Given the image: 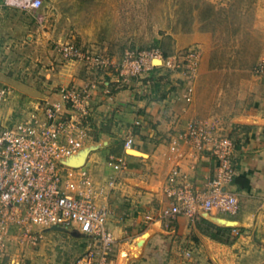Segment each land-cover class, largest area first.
<instances>
[{
    "label": "crops",
    "instance_id": "0c3cea01",
    "mask_svg": "<svg viewBox=\"0 0 264 264\" xmlns=\"http://www.w3.org/2000/svg\"><path fill=\"white\" fill-rule=\"evenodd\" d=\"M256 2L259 5L261 0ZM257 11L256 18H264V9L258 7ZM260 62L264 63V50L257 56L256 63ZM150 73L151 77L154 73ZM46 76H54L53 85L83 82L77 77L83 74L74 62L48 71ZM221 76L226 81L225 72ZM199 85L196 80L192 83L190 106L180 104V96L175 93L151 100L150 91L146 94L148 99L138 102L135 99L143 96L139 84L123 82L116 85L107 100L100 103L98 97L99 102L91 106L95 124L87 123L83 145L72 162L87 172L98 190L102 189L98 203L108 210L107 228L114 238L111 264H264V75L239 77L232 98L225 85V91L206 85V109L195 105L202 89L196 88ZM102 119L108 120L107 131L99 130L91 138L89 130L101 127ZM137 119L140 125L131 130ZM194 119L216 123L235 144V175L225 189L239 199L236 214L205 211L198 206L194 218L163 215L171 201L167 190L168 174L173 167L179 168L195 190L204 189L205 181L216 170V161L210 154L195 150L179 136L187 122ZM130 131L133 143L127 149L124 142ZM110 157L119 164L118 169L108 162ZM108 180H113L112 186L107 185ZM12 228L18 232L16 226ZM31 229L40 232L41 239L35 245L16 240L18 248L9 246L7 264H15L19 256L33 258L43 249L49 256L46 264H59L52 258L54 231L69 238L60 239L58 250L61 255H73L64 264H74L80 239L77 231L36 226ZM73 244L77 249L71 247Z\"/></svg>",
    "mask_w": 264,
    "mask_h": 264
},
{
    "label": "rangeland",
    "instance_id": "374dc122",
    "mask_svg": "<svg viewBox=\"0 0 264 264\" xmlns=\"http://www.w3.org/2000/svg\"><path fill=\"white\" fill-rule=\"evenodd\" d=\"M213 1L42 0L41 6L33 9L29 0H0V75L36 91L28 94L4 81L13 91L5 105L6 124L16 123L21 112L36 103L55 102L61 85H53L54 76H46V73L68 62L78 64L83 76L77 77L83 82L67 83L89 92L91 111L86 125L95 124L91 115L94 102H99L97 98L100 97V103L107 100L121 82L139 84L140 92L150 90L151 100L175 93L180 96V104L190 106L194 92L192 83L196 80L202 85L196 88L202 89L194 104L201 109H206L208 104V88L217 86L225 91V85L232 98L239 77L249 79L252 75H264V63H256L258 54L264 50V18L255 16L258 7L264 9V0L259 5L258 0ZM66 44L75 46L80 56L66 60L60 51ZM137 50L175 55L179 66L173 69L157 66L150 71L154 73L151 77L133 76L126 81L120 74V62L126 51ZM190 50L195 53L193 60L183 59ZM93 57L99 61L92 62ZM223 72L226 81L222 80ZM188 87L191 92L187 91ZM141 97L135 100L148 99L146 94ZM107 122L102 119L104 124L91 127L88 135L94 138L99 130L107 131ZM214 124H210L212 128L219 129V125ZM12 229V234L18 233ZM53 237L55 253L52 258L59 264L68 263L73 255H61L58 247L62 244L61 238H69L59 231H54ZM16 240L8 243L15 246L13 249L20 242ZM80 242L78 239V249L74 246L76 241L71 246L77 249V255ZM47 254L43 249V253L33 258L19 256L15 264H46ZM5 258L3 261L7 264Z\"/></svg>",
    "mask_w": 264,
    "mask_h": 264
},
{
    "label": "built area",
    "instance_id": "2783aa9c",
    "mask_svg": "<svg viewBox=\"0 0 264 264\" xmlns=\"http://www.w3.org/2000/svg\"><path fill=\"white\" fill-rule=\"evenodd\" d=\"M28 4L37 9L42 0H29ZM60 51L66 60L81 54L71 44L63 45ZM194 54L190 50L182 57L191 61ZM91 59L94 63L99 61L96 57ZM154 60L160 63L156 65ZM120 66V74L128 81L133 76L147 78L157 66L178 67L179 59L157 50L126 51ZM191 90L187 88L188 92ZM149 91L139 93L145 95ZM12 93L11 87L0 81V264L7 256L12 239L32 245L41 239V233L31 226L77 231L81 247L74 264H111L114 238L107 228L108 210L98 203L102 189L98 190L87 172L72 162L85 139L86 120L91 111L89 92L70 83L63 84L55 102L36 103L22 111L16 123L7 125L5 105ZM138 125L139 119L130 129ZM179 136L195 150L210 154L216 161V170L205 181L204 189L195 190L179 168L173 167L168 174L167 190L171 201L163 215L184 214L194 218L198 206L205 211L215 209L236 214L239 199L225 189L235 175L234 142L201 119L187 122ZM132 143L130 131L125 138V148L130 149ZM108 162L115 169L119 168L112 157ZM107 185L112 186L113 180H108ZM13 226L17 227V234L10 232ZM233 232L238 234L236 230Z\"/></svg>",
    "mask_w": 264,
    "mask_h": 264
},
{
    "label": "water",
    "instance_id": "95a60500",
    "mask_svg": "<svg viewBox=\"0 0 264 264\" xmlns=\"http://www.w3.org/2000/svg\"><path fill=\"white\" fill-rule=\"evenodd\" d=\"M0 81L2 82H8L9 84H11L12 86L17 87L18 89L23 90L24 92H28V94H34L36 91L33 90L31 87H27L26 85H24L23 83H15L10 79H6L4 78L2 75H0ZM131 154V153H130Z\"/></svg>",
    "mask_w": 264,
    "mask_h": 264
},
{
    "label": "trees",
    "instance_id": "16d2710c",
    "mask_svg": "<svg viewBox=\"0 0 264 264\" xmlns=\"http://www.w3.org/2000/svg\"><path fill=\"white\" fill-rule=\"evenodd\" d=\"M218 232H220V230H217ZM225 232V231H224ZM224 234V233H223ZM218 239L222 240L220 236L217 237ZM226 241H228V239H225Z\"/></svg>",
    "mask_w": 264,
    "mask_h": 264
},
{
    "label": "bare ground",
    "instance_id": "6f19581e",
    "mask_svg": "<svg viewBox=\"0 0 264 264\" xmlns=\"http://www.w3.org/2000/svg\"><path fill=\"white\" fill-rule=\"evenodd\" d=\"M155 62H157V63H160V61L159 60H154Z\"/></svg>",
    "mask_w": 264,
    "mask_h": 264
}]
</instances>
